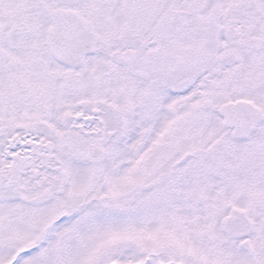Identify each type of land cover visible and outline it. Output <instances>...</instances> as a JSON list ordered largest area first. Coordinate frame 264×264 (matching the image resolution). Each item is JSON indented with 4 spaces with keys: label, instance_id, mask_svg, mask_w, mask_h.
Here are the masks:
<instances>
[{
    "label": "snow or ice",
    "instance_id": "obj_1",
    "mask_svg": "<svg viewBox=\"0 0 264 264\" xmlns=\"http://www.w3.org/2000/svg\"><path fill=\"white\" fill-rule=\"evenodd\" d=\"M0 264H264V0H0Z\"/></svg>",
    "mask_w": 264,
    "mask_h": 264
}]
</instances>
